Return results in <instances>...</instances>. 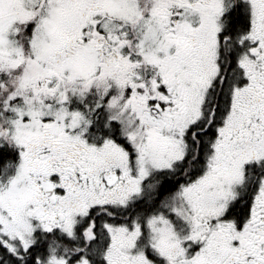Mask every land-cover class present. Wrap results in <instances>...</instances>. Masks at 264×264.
<instances>
[{
  "label": "snow or ice",
  "instance_id": "1",
  "mask_svg": "<svg viewBox=\"0 0 264 264\" xmlns=\"http://www.w3.org/2000/svg\"><path fill=\"white\" fill-rule=\"evenodd\" d=\"M0 264H264V0H0Z\"/></svg>",
  "mask_w": 264,
  "mask_h": 264
}]
</instances>
